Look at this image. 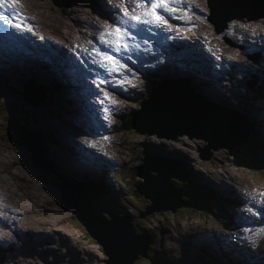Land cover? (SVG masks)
Masks as SVG:
<instances>
[{"label": "rangeland", "instance_id": "obj_1", "mask_svg": "<svg viewBox=\"0 0 264 264\" xmlns=\"http://www.w3.org/2000/svg\"><path fill=\"white\" fill-rule=\"evenodd\" d=\"M93 1L94 3H101L100 0ZM218 1L219 6L222 7L220 14L224 15L223 19L226 20L225 17L227 15L244 8L247 0H209L210 7L215 9ZM56 2L57 4L62 5V7L52 6L50 0H25L26 5L30 7H28V11L31 10V19L36 23H41L46 31H51V33L55 34L57 33L56 35L63 39L64 37H67V35L71 34L73 31L71 28L75 30L78 28L77 25H84L73 24V22L70 21L72 17L71 9L74 7H79L90 14V0H56ZM201 2L202 11L199 21L203 22L205 20V8L208 6L207 0H201ZM77 14L80 18L86 17V14L80 12H77ZM210 15L211 12L208 7L207 17ZM65 22L71 23L73 26H69L68 24L66 27ZM221 22H223V20ZM239 22L240 21L237 20L236 23L239 24ZM257 22L264 24L263 20H258L254 23ZM211 25L214 24L211 22ZM241 25H237L236 28L242 29L243 27ZM65 31H68L69 34L64 33ZM227 32L228 33L224 34L222 31L215 32L216 46L220 50L227 49L228 43L225 41V37H234L236 35V33H229V31ZM234 58L237 60V62L246 64L247 60L244 57L241 59V57L238 55ZM234 58H232V60H234ZM177 60H182L183 63H185V57H180V59ZM76 61H79V59L76 58ZM253 66L256 67V65ZM0 68L5 69L7 72L4 73L3 71H0V93L3 91V95L7 101L6 106L3 104V98L0 94V134H2L4 131L10 136L7 138V140H3L0 147V180L5 182L9 190H3V184L0 181V192H2L10 200L13 199L12 201L18 202L22 209L29 210V212L26 214L23 228H29L33 230L34 235H37L38 238V242L33 246V248H30L29 244H27V247H25L23 239H21V242L15 241L14 253H9L7 255V264H43L42 258L31 255V252L34 249L42 250L41 255L47 258L46 264H103V259L101 257L102 254L97 244L85 234V232L80 227L82 225L79 224L78 221L76 223L72 221L71 216L73 215L70 211L63 210L61 207H58L50 201L43 186V184H45L49 187H52L51 185L56 183L52 182L51 180L56 178L70 179L78 183L82 181L81 178L74 173L65 171L64 168H67L65 165L60 168L52 167L49 172L51 175L46 174V171L39 170L38 168L34 167L33 163H31L29 159H19L18 154H16L14 148H12L13 143H15L14 140H16L15 135L17 131H22L27 139H33L29 147V154L27 155H30L31 159L38 157L45 161L42 151L38 149V146L35 143V140H37L35 132L39 133L42 136L41 142L46 156L50 158L51 161L56 158L60 166L61 159L59 160V158L55 156L53 145L49 144V138L46 135L48 132H52L53 137L56 140L62 136H66L65 139L69 140L71 144H74L72 148L75 149L77 140H71V138L68 137V131L66 130V127L69 125L68 116L74 113V106H76L75 104L73 105L74 101L71 97L69 89L63 83H57L54 88L50 89V92L57 93L58 95L53 96L50 94V98L45 99L47 112L43 116V108L40 107L35 111V103L23 99L21 91L23 87L24 89L29 88V91L27 89L26 90L28 91L30 97L34 98L33 94H35V97H37L39 92V87L36 85L42 86L43 93L45 92V87L49 89L50 84L56 79V77L48 79L44 78V70L50 72V70L47 69V65L41 64V69L35 70L37 74L35 72H31L29 74L18 75L17 77L14 76L15 74H11L12 70L7 69L5 66L3 68L2 62H0ZM255 70V73L250 74V76L247 79L242 80L240 84H236L235 86L231 84V90H229V92H227L228 90L223 87L225 86L227 89L230 88V84L227 80H221L223 86H217L216 83L205 82V79L202 77H200L199 80L191 73L190 74L193 77L188 75H180L178 76L179 78H174L175 76H173V74L180 72V70L176 67L164 68L161 71L155 72L154 79L151 81V86L154 89H158V86L162 87L164 85L187 86L191 80L195 79L201 82L200 86H197L198 91L204 92V85H213L214 90L219 95L228 96L227 102L225 103H220L217 100L215 101L214 104H217L214 106L216 114L225 117L229 123V126L230 123H234L230 127L239 125L240 132L237 136H231L224 133L223 131H212L209 136L210 141L214 144L225 143L230 147L247 145L256 151V148L252 146V140H258V137L253 135L255 130H257L256 122H254L253 119L259 121L262 117L260 114H257L259 111L257 108L262 106V104L264 105V92H262V94L259 96H255V94L257 95L261 90H264V86H256V88H254V86L256 84L259 85L264 83V69L261 67V65H258ZM162 76L163 79L161 81H156L157 78ZM235 76L240 79L239 74H235ZM253 81L255 82L254 85H252ZM3 82H5V86H1ZM34 83L36 85H34ZM71 84L74 83L71 82ZM135 84H138L142 87L143 81L139 79ZM63 86H65L66 89L62 92ZM104 92H107L111 98H114L115 96L110 91H102L100 93L104 95ZM81 96L83 98L86 97V95ZM225 96H218L217 98L224 99ZM254 98L255 101L253 102ZM96 100L98 99H95V101ZM136 103L142 104L141 95H134L131 97L130 102H128L126 105V109L131 110L136 108ZM58 106L63 109L62 114L56 112ZM67 107H72L73 110L71 109L70 113L66 112L65 110ZM210 110H213V108H210ZM157 111L160 115V120L155 123V126L160 125L162 128L168 130L176 129L184 125L180 124L178 127L173 128V120L168 117L169 114L164 111L160 112L158 108ZM6 116H10L11 123L6 121ZM251 122H254L255 126L253 128V132H251L252 137L250 136V132L247 130V123L250 124ZM10 124H12L13 130L11 129ZM187 125H191L190 122ZM258 125L259 127L257 130V135L262 136V130L264 129L263 121H261ZM118 136H121V142L118 149L119 152H116L115 165L119 164L120 168L123 165L126 166L120 170V175H125L128 171L127 168L132 166L136 159L137 143L134 141L133 136H127L124 132H118ZM17 137H21V133H17ZM162 141H164L169 146L170 141L158 139V143H162ZM55 144L64 145L65 143L64 141H57ZM176 145L183 151L182 155L189 164V177L188 182L185 181L186 184H189L190 182V189L192 193L204 199L207 205H200L190 201L189 203L178 204V207L175 205L174 207H170L168 206V204H170L168 202L164 203L162 201L155 200V213L151 216L148 215L149 212H151V208L147 209V213L139 211V208L130 209L131 212L134 213V216H132V222L138 224L143 229L144 233H148L153 237L151 246L156 252L159 264H171V262H169L167 259L161 258L159 246H161L162 243L160 240L163 242V247L166 250H169L170 253H177L180 244V251L182 252L184 258L188 260V262L193 264H207L204 256L201 255L199 259H197L195 255H192L191 247L188 246L183 240L184 235H182L180 239L179 236L181 234L203 232L206 230L224 233V230L217 224L216 221L219 220V213L215 205L220 206V204L226 199L224 197H228V195L223 193V191L219 188L220 184L219 187L218 184H215L217 187L214 186V183H219L222 180L214 183L213 181H217V179H223L234 192H238V182L245 183L248 190L252 194H257L258 191L264 192V186H262L264 185V171H260L261 173L257 171L264 169V143L259 148V153L263 154L256 156V159L244 158L240 155H237L238 159H235L229 154L228 151L217 150L214 154V157L209 162L203 161L197 157L195 143L189 139L182 137L181 140L176 143ZM198 145L200 144L198 143ZM58 146L60 153L63 155L65 154L66 161H75L71 147L69 148L67 146L69 149L64 150L60 149V145ZM143 148L144 147L142 143L141 150H143ZM165 148L166 153L172 156L171 160H173V166H176L178 162L184 161L183 157H178L177 155L170 152L167 146H165ZM233 150L237 151L238 148H233ZM100 157V162L110 159V157L108 158L104 153L100 154ZM174 160L176 162H174ZM256 160L260 161L248 162ZM115 168L118 169L119 166H115ZM43 169H48L47 163ZM81 169L82 170L79 171L83 173L87 168L82 167ZM174 169L175 168L171 167L170 171H174ZM175 171L177 170L175 169ZM179 173L180 175L184 174L183 170H180ZM40 181L43 182V184ZM112 183L115 187L118 186V182L114 178H112ZM15 185L16 188L14 189ZM157 187L158 186H154L153 189H157ZM145 190L148 191L147 189ZM227 191L231 193L229 188H227ZM162 194H167V196L170 198L173 197V193L169 194L163 192ZM132 200H135L134 196H132ZM182 200L183 199L181 197L173 204L181 202ZM263 200L264 199H259L258 201L262 202ZM194 201L197 202L196 199H194ZM169 208L171 213L168 212ZM185 208L188 209L187 211H182V215H176L180 209ZM256 210L260 212L262 217H264V205H259ZM173 212L176 216H173ZM40 213H44L45 215H41ZM212 214L217 216V219L212 218ZM26 241L28 242V239H26ZM69 256L75 259L70 260ZM239 264L246 263L244 260H240Z\"/></svg>", "mask_w": 264, "mask_h": 264}, {"label": "clouds", "instance_id": "obj_2", "mask_svg": "<svg viewBox=\"0 0 264 264\" xmlns=\"http://www.w3.org/2000/svg\"><path fill=\"white\" fill-rule=\"evenodd\" d=\"M50 3L52 4V6H56L51 2V0H50ZM197 3H198V12H196L197 29L192 34L193 37L197 38V37H203L204 36L208 39V42L210 44H215L216 43L215 32L222 31V33L224 34V33H228L227 31H229V32L236 33V35L234 37H232V36L225 37V41L228 43L227 49H226V51L223 52L222 57L216 59L217 66L209 65V64H202V66H201V70L205 74H208L211 81L216 83V85H219L218 83L223 84L221 82V80H227L230 84V88L227 89L225 86H224V88L226 90H228L227 92H229V90H231V84L233 86H235L236 84H240V82H242V80L247 79L250 76V74L256 72L255 68H257L258 65H261L259 63V61L253 57L252 53H250L249 56H245L243 54V50L246 48L251 49L254 47V44L251 42V38L253 37L254 33H256V28L260 27L263 23H261V22L254 23L255 21H258V20L254 18V15H252V9H250L249 7H245V6H244V8L237 10V11H234V12L229 14V15L237 14L240 17H233V18H230L229 20H227L226 17L229 16V15H227L225 17V19H226L225 22L223 24H221L222 26L220 25L219 27L211 25V18H209V19L207 18V8L208 7H206L205 12H204L205 20L203 22H200L199 17H200L201 11H202V2H201V0H198ZM95 4L96 3H94L91 6V9H94ZM253 11H256V7L253 9ZM237 20L240 21L239 24L236 23ZM170 21H171V17H168V23L169 24H170ZM241 24H242L243 28L240 30L237 29L236 26L241 25ZM155 29H157L158 31L161 32V38L159 40V43L156 45L163 47L164 50H166V52H174L175 50H177L179 48V46L181 45V42H179V41H171L170 44L168 46H166V43L164 42V40L167 39V37L170 33V30H168L166 27L165 28H155ZM178 51L181 52V49ZM238 55L241 57V59L244 57L247 60L246 64H242L240 62H237V60L234 57H236ZM232 58H234V60H232ZM250 63H253V64H250ZM253 65H256V67ZM71 67L73 68V66H71ZM180 67H182V69H180L181 71L189 72L193 75L191 68L187 64H184L183 66L181 65ZM240 69H243V72H240ZM235 74H239L240 79L238 77H236ZM153 79H154V77H152V80ZM193 80H195V79H193ZM193 80H191V81H193ZM96 81L98 82L99 80H96ZM170 86L178 88V89L184 87V86H178V85H170ZM256 86L262 87V86H264V83H261L259 85L256 84L254 86V88H256ZM99 87L101 89L112 90L115 93V96L112 99V100L116 101L115 106L118 104L121 105L123 103H124V106L120 112L114 111V108H113V112H115V113H112V118L106 123L107 126L105 128L101 124V122L93 123L88 127L89 132L85 136L84 140L90 141L89 142L90 147H87L88 150H84V152L89 153V151H90L91 153H93L92 149H94L97 152H101V154L104 153L108 158L110 157V159L104 160L103 162H100V160H101L100 155L95 153L96 162L94 163V165L92 167L84 165L83 160L81 158H79L78 164L75 165L72 168V170L66 169L65 171L74 173L75 175L80 177L82 180L80 182L81 184L85 185V183H89L90 189L97 196L96 199L90 200V205L98 204V205L102 206L106 212L113 213L116 216L129 215L132 217V216H134V213L131 212L130 209H134V208H139V211H143L144 213H147L146 212L147 209L152 208L153 205H150L151 204L150 201L147 200L146 198H143L142 196H147L148 191L144 190V192L142 194H140L136 191V189H135L136 187H135L134 188L135 194L132 192L133 183L138 184V182L140 181V178L135 176L131 172L132 170L129 168H127L128 169L127 176L126 175H120V170L122 169V166L120 168L119 164L115 165L116 164V161H115L116 152H119L118 149L120 147V142H121L120 141L121 136H118V132H124L125 135H127V136H133L134 141H136L137 145L139 143H140V145H142V143H143V145H145V144L150 145L155 140H152L151 135H141L139 133L140 127L137 125H132L131 120H132L133 116L136 118L139 117L141 119V123H145V125L147 127H149V126H153L155 122L159 121L160 117H159V115L153 114L148 110L147 104H146V99H145V96L143 95L142 92H141L142 104L136 103V108L131 109V110L126 109L127 108L126 105L128 102H130L131 97L139 94L138 93L139 89H136L135 87H134V89H135L134 95L131 96V95L127 94L125 99L122 97L121 92L116 89V87L113 88V85L108 84L107 82L104 84H101ZM238 89H239V87H238ZM91 91L93 93H95L93 90H91ZM263 91L264 90H261L257 95L255 94V96L261 95V93ZM72 92H74V90H72ZM72 92L70 91L71 95L73 94ZM92 92H89V95H87V96H91ZM193 93L194 92L192 90L186 89L184 94L187 98L189 95H192ZM256 100H257V98H256ZM215 101H216V99H215ZM254 101H255V98L253 99V102ZM33 102L36 105L35 109H34L35 111L40 108L41 103H44L41 101H33ZM46 112H47V110L43 111V116L46 114ZM130 112H131V114H130ZM79 113L82 116H84L86 114V111L81 110ZM74 117L75 116L73 114L68 116V122H69L68 126H73L76 123H79V121L81 122L82 118H81V120L79 119V114H77L76 120H74ZM6 118H7V116H6ZM90 121L91 120L89 119L87 121L86 125L90 124ZM8 123H11V121ZM209 124H210V118L206 117V120H204V127L206 125H209ZM124 126H125V129H123ZM10 127L13 130L12 124H10ZM249 132L250 133L253 132V129H252V131L250 129ZM17 133H21V137H17ZM17 133L15 135V138H16V140H14L15 143H13V146H12V148H14L16 154H18V156H23L25 159H29L35 167L36 166L40 167L39 162H34L31 159V156L27 155V154H29L28 153L29 147H30L33 139L32 138L27 139L24 136V133H22V131H17ZM2 134L4 135L3 139H5V140H7V138L10 137L9 134L5 133L4 131ZM193 134L196 135L195 132H193ZM101 135L104 137H107L108 139L105 140V139L100 138ZM256 135H257V131H256ZM257 137H258V140H252V146L256 148V151L253 148L248 147L247 145H240V146H235L238 148L237 151H234L233 150L234 147H231L229 154L236 159H238L237 155H240L244 158L256 159V156H260L264 153V152L259 153V148L264 143V140H260V139L262 137H264V135H262V136L257 135ZM65 138H66L65 136L62 137V139L64 141H65ZM100 140H104L108 144L103 145ZM2 142H3V140H0V144ZM68 143H70V141H68ZM171 144H172V142H171ZM77 145H78V143L75 144V149H73L72 146H70V145L69 146L71 147L72 151H74L77 149ZM61 149H64L62 145H61ZM41 151H42V153L44 152L43 149H41ZM157 152H158V156H159V159L161 162L159 165L160 169H167L169 172L171 170V167L172 168L176 167V166H173V163L171 160L172 156L170 154H168L166 159H164V157H163V155L159 149H157ZM172 153L175 154V151ZM111 161H112V164H111ZM257 161H260V160L248 161V162H257ZM149 162L151 165L156 164V161H154V159H149ZM115 166H117V167L119 166V168L117 169V168H115ZM183 166L185 167L182 169L184 174L180 175V173H178V177L180 178V180H179V182H177L176 185L180 189V191H182L184 194L181 195L180 197L175 196V194H174L175 198H178V197L181 198L182 197L183 200L181 202H177L173 205L168 204V206L174 207V205H175L176 207H178L179 206L178 204L189 203L190 201L197 203V204H200V205H207L205 203L204 199H202L199 196L194 195L192 193V191L190 189V182H189V184H186V182H188V177H189V174H188L189 164L187 163V160L184 162ZM82 167L87 168V169H85V171L83 173L79 171V170H82L81 169ZM45 171H46V174L51 175V173H49L50 172L49 168ZM257 171L263 172L264 169H260ZM43 177H45V176H43ZM112 178H114L118 182V186L115 187L113 185ZM60 179H62V178H56L54 180H51L52 182L56 183L53 186H55V189L57 191H60L57 188L58 187L57 184H58V181ZM219 180H222V181L219 182ZM219 180L218 181L215 180V181H213V183L219 182L220 185L225 184V186H227L229 188V190L234 194V195L228 196L220 204V206L215 205V207L219 213L218 214L219 220H216V221H217V224L224 230V233H221L218 231L206 230L203 232L181 234L179 236V239L181 238L182 235H184L183 240L188 246L191 247L192 255H195L196 258L199 259V257H200L199 251H200L202 253V256L205 257L207 264H210V263H214V264H239L240 260H244L246 264H264V236H261L258 233H256V241L253 244L254 245L253 248H250L249 254H247V257L243 256L245 249H244L243 244H241L240 242L235 240V232L237 229L238 220L241 219L243 216L250 214L249 207L244 206V199H242L241 197L240 198L238 197V194H237L238 192H234L232 189H230V186H228L223 179H219ZM41 183H43V182H41ZM213 183H212V186H213ZM240 183L241 182H238V184H240ZM97 185H100L102 189H98ZM241 188H242L241 186H238V190H240ZM60 196H62V195H60ZM132 196L135 197V200H132ZM194 199H196L197 202L194 201ZM12 205H14V204L7 203V202H4V203L0 202V206H12ZM212 206H214V205H212ZM91 208L97 216L103 218L104 220L109 219L108 215H106V216H104V214L98 215V207H92L91 206ZM140 208H142V209H140ZM62 209L70 211L68 208H62ZM187 209L188 208L180 209L176 215H182L183 214L182 211H187ZM28 212H29V210H25L22 208H21V210H19L17 208V216L21 217V219H23L24 221L26 218V214ZM168 212L171 213L170 208H169ZM40 214L45 215L44 213H40ZM172 214H173V216H176V215H174V212ZM72 218L77 222V220L73 216H72ZM212 218L217 219V216L212 214ZM197 226H198V224H197ZM132 227L136 232L144 233L143 229L138 224H136L134 222H132ZM21 239L24 240L25 247H27V244H29L30 248L31 247L33 248V246L38 242L37 235H34L33 230H31L29 228H27V229L23 228V230H20L17 227H14L13 225L9 226L6 223L4 225H2V221H0V264H7V260H6V258L8 257L7 255L9 253H14V250H15L14 242L15 241L21 242ZM26 239H28V242L26 241ZM151 240H153L152 236H151ZM92 241H94V240H92ZM226 241H227L228 246H227V244H225ZM160 242L162 243V245L159 246L162 259H167L169 262H171V264H183L184 261H186L188 264H193V263L188 262V260H186L184 258V256L182 255V252L180 251V244H179V250L177 253H170L169 250H166L163 247L162 240H160ZM178 243H179V240H178ZM97 246L99 247L100 252L102 254L101 257L103 259V264H104L105 255H104L101 247L99 246V244H97ZM256 251H259L262 255L255 258ZM27 254H29V253H27ZM41 254H42L41 249H34L31 252V255H33L34 257L42 258L43 264H46L47 258L43 257ZM229 254L232 256V258L230 257ZM146 257L147 258L138 257L137 259H135L133 261L132 264H135V261L138 260L139 258H144L146 260V262H144L143 264H159V260L157 258L156 252L152 248L151 243L149 244L148 248L146 249ZM74 259L75 258L70 257V260H74Z\"/></svg>", "mask_w": 264, "mask_h": 264}, {"label": "water", "instance_id": "obj_3", "mask_svg": "<svg viewBox=\"0 0 264 264\" xmlns=\"http://www.w3.org/2000/svg\"><path fill=\"white\" fill-rule=\"evenodd\" d=\"M51 2L58 7L62 6L57 4L56 0H51ZM233 17L240 16L232 14L227 16L226 19L229 20ZM203 93L201 91L198 93V99L202 98ZM156 106L160 112L164 111L169 115L181 117V111L176 104L166 105L162 98H158ZM199 110L198 107L194 106L193 111L195 113L199 112ZM131 124L140 127L139 133L141 135H152L145 123H141L139 117L133 116ZM183 134L187 135L189 139L191 138L188 130H182L181 127L168 130L162 128L158 131L157 137L177 142L179 141L178 137ZM196 151L201 152V149L197 148ZM209 157L210 153H206L204 156L206 159ZM134 174L140 178L135 188L140 194L144 192L148 184H158L155 190L156 193H153L152 189H150L147 196H142L150 201V205L154 206L156 198L163 192L173 193L170 202L172 205L184 194L176 185L180 178L175 169L168 172L167 169H160L157 164L151 165L147 155H144L142 162L136 166ZM57 185L74 218L84 227L86 234L101 247L105 255L104 264H132L138 257L147 258L146 249L150 244L151 236L146 233L136 232L132 227L131 216H116L113 213L106 212L109 219L104 220L97 216L91 208L90 200L96 199L97 196L88 186L65 178L60 179ZM174 194L179 197L175 198Z\"/></svg>", "mask_w": 264, "mask_h": 264}, {"label": "snow or ice", "instance_id": "obj_4", "mask_svg": "<svg viewBox=\"0 0 264 264\" xmlns=\"http://www.w3.org/2000/svg\"><path fill=\"white\" fill-rule=\"evenodd\" d=\"M20 3L21 0H0V24L5 26L3 31L6 35L12 34L8 31L9 28L19 35H23L26 32L34 33L32 26L26 23L27 18L22 13L16 11L17 5ZM183 3L184 0H135V7L129 10L125 4V0H121L124 19L119 22V25H123V27L118 25L115 28H111L106 25L104 33L99 38L100 42L109 47L111 52L114 53H131L133 50L139 52L141 45L138 42V37L129 31V28L136 31H151L155 28L166 27L168 30H171L173 26L168 23V17L191 19L189 15L190 9L182 7ZM177 13H183V15L177 16ZM143 43L147 45L148 41L145 39ZM94 52L95 56L99 58L98 62L100 66L104 67L109 75L118 73L125 68V65L116 56L108 52H100L98 49L94 50ZM129 59H131V56H129ZM93 83H96L97 87H99L101 84L106 83V81L99 80L97 82L94 80ZM105 101H111L112 104L116 103L107 92H104L100 103L104 104ZM103 111L105 113L104 119H108L110 108L105 106ZM104 139L107 140L108 138L104 137ZM249 211L251 212L252 209H249Z\"/></svg>", "mask_w": 264, "mask_h": 264}, {"label": "bare ground", "instance_id": "obj_5", "mask_svg": "<svg viewBox=\"0 0 264 264\" xmlns=\"http://www.w3.org/2000/svg\"><path fill=\"white\" fill-rule=\"evenodd\" d=\"M121 1V0H120ZM50 4V3H49ZM125 4H126V6L127 7H129L130 6V3H128L126 0H125ZM31 5H33V4H31ZM207 5H208V7H209V9H210V12H211V15L210 16H208L209 18H211V22L215 25V26H217V27H219L221 24H223L224 22H225V20L223 19V17H224V15H221L220 14V12H221V6H219V1L217 2V5H216V8L215 9H213L212 7H210V5H209V0H207ZM28 6V5H27ZM38 6V5H37ZM29 7V6H28ZM50 7V6H49ZM48 7V8H49ZM100 7V5H99V3H97L96 2V4H95V7H94V9H96V8H99ZM30 8V7H29ZM213 9V10H212ZM61 10V9H60ZM31 11V10H30ZM33 12H35L34 10H32ZM57 11V10H56ZM82 11V12H81ZM77 12H80V13H83V14H86V17L85 18H80L79 16H78V14H77ZM39 13V12H38ZM50 13V12H49ZM36 14V13H35ZM60 15V14H59ZM71 15H72V17H71V21L73 22V24H77V23H83V24H86L87 25V27H91V21L89 20V17H90V14L89 13H87V12H85L84 11V9H82V8H79V7H74L73 9H71ZM207 17V18H208ZM208 18V19H209ZM223 20V22H221ZM46 21V20H45ZM47 22V21H46ZM60 23V22H59ZM57 24V23H56ZM68 24H69V26H73L71 23H67V22H65V25H66V27L68 26ZM242 26V25H241ZM57 27V26H56ZM239 27V26H238ZM66 29V28H65ZM240 29V28H239ZM70 30V29H69ZM65 33V32H64ZM230 33V32H229ZM106 51L108 52V48L106 49ZM176 62H181V63H183V61L182 60H176ZM184 64V63H183ZM180 75H188V76H191V77H193L189 72H185V71H181L180 70V72H178V73H176V74H173V76H175L174 78H179L178 76H180ZM51 76V77H50ZM52 77H55V75H54V73L50 70V72L48 71H45L44 70V78L45 79H48V78H52ZM39 79V78H38ZM163 79V76L162 77H159V78H157L156 79V81H161ZM140 80H144V78H141ZM53 82H55V83H57V79H55ZM47 83V82H46ZM71 83V82H70ZM110 83H112L111 81H110ZM200 84H201V82H199L198 83V85L197 86H200ZM255 84V82L253 81V83H252V85H254ZM51 85V84H50ZM113 85V88L115 87L114 86V84H112ZM135 86V88L136 89H140L141 88V86L140 85H138V84H135L134 85ZM49 88L51 89V86H49ZM66 89V87L65 86H63V88H62V92L64 91ZM158 89H162L160 86H158ZM26 90V89H25ZM21 91V94H22V98L23 99H25V100H27V101H29V102H33L35 99H33V100H31V99H29L28 98V93L26 94V91ZM27 90L29 91V88H27ZM104 91H110L112 94H114L115 95V93L112 91V90H104ZM50 94L51 95H58V94H52V92H50L49 93V91H48V88L47 87H45V92L44 93H42V97L44 98V99H46V97L47 98H50ZM218 96H225V95H219L218 93H217V95H216V100L218 101V102H220V103H225V102H227V98H228V96H225V98L224 99H218L217 97ZM33 97L35 98V94H33ZM111 97V96H110ZM86 98V99H85ZM85 98H83L82 96H79V97H77L76 99H74V103H73V105L75 104V105H80V104H87L89 107L90 106H95V105H98L99 103H100V99L101 98H103V95L101 94V93H99L98 94V97H97V99L98 100H96L95 101V99L92 97V96H87L86 95V97ZM111 99H113V98H111ZM138 99V98H137ZM105 102H109V101H105ZM65 105V104H64ZM261 105V104H260ZM263 105V104H262ZM196 107V106H195ZM260 107H262V106H260ZM71 109H72V107L71 108H69V107H67L66 108V112H71ZM200 109V108H199ZM228 109V108H227ZM73 110V109H72ZM230 110V109H229ZM75 111H76V109L74 108V110H73V112L75 113ZM211 112H213V110H210ZM168 117H170L173 121H174V119H175V117H176V115H168ZM194 121H196V120H191L190 121V124H192ZM67 122V121H66ZM182 124V123H181ZM251 124V123H250ZM250 124L249 123H247V130L249 129H251V126H250ZM215 128V127H214ZM224 130L227 132V133H229V134H236L237 133V130L235 129V128H232V127H225L224 128ZM46 133V132H45ZM38 134V139L39 140H35V143L37 144V146H38V149L39 150H41V149H43L44 150V148H43V146H42V142H41V138H42V136L39 134V133H37ZM49 139V144H51V145H53V150H54V154H55V156L57 157V158H59V160L61 159V163L63 164V165H66V163L62 160V158L60 157V154H59V149H58V145H60V144H55L57 141H59V139L58 140H56L54 137H53V134H52V132H48L47 133V135H46ZM61 136H62V134H61ZM63 137V136H62ZM68 141L69 140H66L65 139V141H64V145H62L63 146V148H64V150H66V149H69L70 148V146H73L74 144H71V143H68ZM55 144V145H54ZM70 146H69V145ZM67 146L69 147V148H67ZM169 148H168V150L169 151H171V152H174V145H172L170 142H169V146H168ZM234 148H237V147H234ZM58 149V150H57ZM10 150V149H9ZM53 154V153H52ZM119 154V153H118ZM42 155L45 157L46 156V154H45V150H44V152L42 153ZM64 158H65V160H66V156H65V154H64ZM32 160L34 161V162H39V164H40V167H38V166H36V168H38L39 170H43V171H45L43 168H44V166L46 165V162L43 160V159H40V158H38V157H34V158H32ZM173 161V160H172ZM42 162H43V164H42ZM55 165H56V167H62V165H61V163H60V166H59V162H58V160L56 159V158H54L53 159V161H52ZM174 162H176L175 160H174ZM34 166V165H33ZM35 167V166H34ZM60 176V175H59ZM1 182H2V184H3V190H6V191H8L9 189H8V187H7V185L5 184V182L4 181H2V180H0ZM215 184H218V187H219V183H214V186H216L217 187V185H215ZM154 186H158V184L157 183H154V184H152V185H150V184H148V186H146L145 187V189H147L148 191L150 190V189H152V191H153V193H156V189H153V187ZM222 191H223V193H226L228 196H231V193L229 192V191H227L226 189L228 188L227 186H224V185H220V187H219ZM219 188H218V190H219ZM150 192V191H149ZM166 193H168V192H166ZM170 194V193H169ZM224 198H227V197H224ZM159 199V200H158ZM262 200V199H264V192H262V191H258V193L256 194V208L257 207H259V205H264V200H263V202H259L258 200ZM13 200V199H12ZM156 200L157 201H162V202H168V203H170L171 202V200H172V198H170V197H168L167 196V194H160L159 195V197L158 198H156ZM174 203V202H173ZM155 207H156V204L151 208V212H149V215H152V214H154L155 213ZM151 242H152V240H151ZM150 242V243H151Z\"/></svg>", "mask_w": 264, "mask_h": 264}, {"label": "trees", "instance_id": "obj_6", "mask_svg": "<svg viewBox=\"0 0 264 264\" xmlns=\"http://www.w3.org/2000/svg\"><path fill=\"white\" fill-rule=\"evenodd\" d=\"M50 86H51V85H50ZM53 87H54V86H53ZM48 91H49V93H50V88L48 89ZM52 94H57V93H52ZM46 98H47V97H46ZM56 112L62 114V113H63V109H62L61 107L58 106V108L56 109ZM250 126H251V130H252V129L255 127V126H254V122H251ZM123 129H125V126L123 127ZM256 131H257V130H255V132L253 133L254 136H256ZM1 137L4 138V135L2 134V135L0 136V139H1ZM141 153H142L141 150L137 151V152H136L137 157H139ZM53 164H54V163H53ZM54 165H55V164H54ZM55 166H56V165H55ZM124 167H125V166L123 165L122 168H124ZM127 174H128V171H127V173H126L125 175L127 176ZM60 176H61V175H60ZM176 184H177V183H176ZM136 186H137V184L133 183L132 192H133L134 194H135V192H134V188H135ZM97 188H98V189H102L100 185H97ZM226 190H227V189H226ZM231 195H234V194L231 192ZM63 199H64V198H63L62 196H60V197H59V202L62 203L64 207H66L65 201H64ZM91 206H92V207H98V215H103V214H104V216L107 215V214H106V211L104 210V208H103L102 206H100V205H98V204H94V205H91ZM150 216H151V215H150ZM71 219H72V221H74V222L76 223V221L72 218V216H71ZM144 260H145L144 258H139L138 260L135 261V264H143L144 262H146V261H144Z\"/></svg>", "mask_w": 264, "mask_h": 264}]
</instances>
